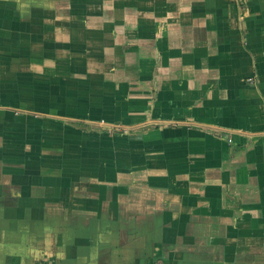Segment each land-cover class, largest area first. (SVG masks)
Returning a JSON list of instances; mask_svg holds the SVG:
<instances>
[{
  "label": "crops",
  "instance_id": "1",
  "mask_svg": "<svg viewBox=\"0 0 264 264\" xmlns=\"http://www.w3.org/2000/svg\"><path fill=\"white\" fill-rule=\"evenodd\" d=\"M52 25L59 49L102 56L115 93L105 96L137 129L125 137L134 158L121 156L103 185L72 187L66 174L56 186L36 163L0 158L8 241L29 225L73 226L97 199L126 263L264 264V0H0V114L13 113V129L30 116L17 108L27 111L33 83L46 88Z\"/></svg>",
  "mask_w": 264,
  "mask_h": 264
},
{
  "label": "rangeland",
  "instance_id": "2",
  "mask_svg": "<svg viewBox=\"0 0 264 264\" xmlns=\"http://www.w3.org/2000/svg\"><path fill=\"white\" fill-rule=\"evenodd\" d=\"M50 20L54 19H49V22ZM55 32L56 28L53 25L49 26L47 61L46 66L42 63L41 67L46 72V88L39 89L37 86L40 84L33 83L30 98L32 102L26 108L27 111L17 108V112H26L30 115L26 117L24 127L16 130L7 125L12 120V112L6 115V121H4L5 115L0 114V132L3 135L0 158L6 159L8 154H12L19 159L23 158L24 165L36 163L40 170L55 176L52 178L56 186L60 183L56 178L57 175L64 174L69 178L67 179L69 187L83 186L88 183L94 185L95 181L103 185L104 183L100 181L109 180L106 173L115 170L116 166L120 168L121 156L134 158L125 154L130 147V141L125 137H131L130 134L135 133L137 129L135 127L129 129V124L120 120L117 114L119 102L111 98L109 101V98L105 96L107 92L115 93L109 88L112 83L110 85V82L105 81L102 84L104 60L102 56L98 57L99 52L73 48L74 45L71 42L67 44L64 42L65 48L59 49L58 46L61 43L57 42ZM67 45L69 49H66ZM100 67L102 72H99ZM45 72L42 71L43 74ZM104 85L110 90L103 88ZM73 122L91 124L92 127H84L85 130H83L81 129L83 127ZM4 129L9 137L6 133L4 134ZM119 131L123 134L121 135ZM8 138L20 144V147L16 146L12 153L7 151V148H10L7 143L10 142L9 144L13 145L11 141L6 140ZM22 139L24 141H21ZM4 163L5 160L0 162V170ZM29 168H23V170L28 173ZM92 169L96 171L97 180L95 177H87V172L86 177L81 176V172ZM76 174H80L81 177H76ZM33 177L37 181V176ZM117 199L116 195H113V201ZM99 202L94 199L92 203L88 201L86 203L88 209L91 207L96 211L95 215L82 214L84 212L78 215L77 211L74 212L79 216V220L73 226L66 223L64 226L46 227L29 225L32 233L28 234L29 237H25L26 232L17 228L18 230L14 232L17 235L12 241H8L12 237L8 236L11 233L9 229L0 227V264H69V262L80 264L83 261H85L84 264L136 263L132 262L133 258H129V263H126L124 258L118 257L116 250L126 246L125 242L120 236L111 237L109 232L116 230L118 235L120 227L100 225L103 216L97 213L100 211L98 210ZM36 213L39 211H31L32 216ZM93 217L98 219L92 220ZM88 220L92 222L86 223ZM3 222L6 224L5 221ZM129 228L136 229V227ZM4 233L6 235L1 240ZM39 233H42V240ZM82 252L84 258H78V254ZM71 258H73L72 262ZM155 264L163 263L156 260Z\"/></svg>",
  "mask_w": 264,
  "mask_h": 264
},
{
  "label": "trees",
  "instance_id": "3",
  "mask_svg": "<svg viewBox=\"0 0 264 264\" xmlns=\"http://www.w3.org/2000/svg\"><path fill=\"white\" fill-rule=\"evenodd\" d=\"M73 124H75V125H79V126H81V127H85V128H87V127H90L91 125H89V124H85V123H77V122H73Z\"/></svg>",
  "mask_w": 264,
  "mask_h": 264
}]
</instances>
